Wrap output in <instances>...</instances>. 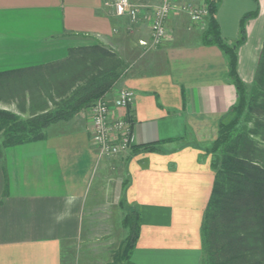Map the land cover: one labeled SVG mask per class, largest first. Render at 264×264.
Listing matches in <instances>:
<instances>
[{
  "label": "crops",
  "instance_id": "crops-1",
  "mask_svg": "<svg viewBox=\"0 0 264 264\" xmlns=\"http://www.w3.org/2000/svg\"><path fill=\"white\" fill-rule=\"evenodd\" d=\"M157 1L130 0L140 9L132 21L115 13V0H0V109L24 119L42 114H34L38 102L50 94L61 99V64L97 44L125 63L104 97L113 116L132 122L134 146L158 149L124 156L111 187L113 170L92 140L91 108L51 125L45 138L4 148L0 264H115L113 246L125 239L113 240L109 231L127 229L130 211L140 215L130 264H201L200 230L215 178L206 149L237 92L226 54L201 40L207 20L193 23L176 12L167 39L151 47ZM210 1L176 0L207 7ZM253 11L237 48V73L246 85L264 45V0L218 3L220 34L230 45ZM51 66L55 72L47 71ZM121 89L136 95L129 109L114 107Z\"/></svg>",
  "mask_w": 264,
  "mask_h": 264
},
{
  "label": "trees",
  "instance_id": "trees-1",
  "mask_svg": "<svg viewBox=\"0 0 264 264\" xmlns=\"http://www.w3.org/2000/svg\"><path fill=\"white\" fill-rule=\"evenodd\" d=\"M256 1V0H255ZM219 0L208 3L207 26L201 36L206 45L218 46L227 56L228 76L237 101L218 125L215 140L206 149L211 155L215 178L201 224V264H264V45L254 81L246 85L237 73V48L246 40V23L257 11L241 20L239 38L223 40L217 21ZM78 54V56L76 55ZM72 52L61 64L66 76L45 102H34V114L26 120L0 109V158L4 148L45 138L47 129L89 109L114 87L125 63L100 45ZM78 63L77 65L73 64ZM47 71L55 72L53 66ZM55 86L47 85V91ZM38 107V108H37ZM155 152L154 144L134 146L132 152ZM128 236L121 255L130 256L140 234V215L130 211L125 218Z\"/></svg>",
  "mask_w": 264,
  "mask_h": 264
},
{
  "label": "built area",
  "instance_id": "built-area-1",
  "mask_svg": "<svg viewBox=\"0 0 264 264\" xmlns=\"http://www.w3.org/2000/svg\"><path fill=\"white\" fill-rule=\"evenodd\" d=\"M114 10L118 16H129L132 21L139 17V6L130 0H115ZM182 12L189 16L193 23H203L208 15L207 6L194 4H177L176 0H158L152 8L151 19V47H158L168 37L167 22L171 15ZM143 45H148L142 42ZM135 93L128 89H121L114 101L115 109H129L135 102ZM93 126L92 140L97 147L99 158H113L126 154L134 147L130 120L114 117L109 102L104 98L97 100L91 107Z\"/></svg>",
  "mask_w": 264,
  "mask_h": 264
},
{
  "label": "rangeland",
  "instance_id": "rangeland-1",
  "mask_svg": "<svg viewBox=\"0 0 264 264\" xmlns=\"http://www.w3.org/2000/svg\"><path fill=\"white\" fill-rule=\"evenodd\" d=\"M183 14H185V13H183ZM182 18H183L182 21H184L185 24H187L188 22H187L186 16L184 15ZM21 119L26 120L24 118H21ZM2 140H3V130H0V143L2 142ZM131 151H132V149H131ZM131 151H130V153H131ZM127 154H129V152L126 153V154L120 155L118 157L103 158V159H105L107 161L108 166H110L112 168V170H113L111 172V177L112 178L109 177L110 178L109 183H110V186L111 187H113L112 185H114L117 182V176H118L119 168H121L122 166H124L126 160L128 159L127 158L128 156L127 157H124ZM123 169L124 168L122 167L120 170H123ZM109 235H110L109 238H112L113 240L114 239H117V240L125 239L126 240V238L128 236V229H125V230L119 229L118 230V229L111 228L110 231H109ZM117 240L115 242H117ZM125 240H124V242H125ZM124 242L121 243V244L115 243L116 245L113 246L114 249L119 248V250L117 252L116 251H113V252H115V254L113 255V262L115 264H130L128 257L125 256V258H124L121 255V252L123 250Z\"/></svg>",
  "mask_w": 264,
  "mask_h": 264
}]
</instances>
